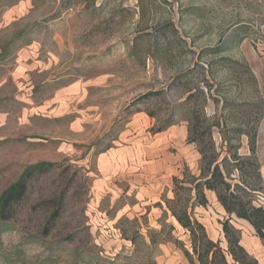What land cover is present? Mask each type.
<instances>
[{
	"label": "rangeland",
	"instance_id": "rangeland-1",
	"mask_svg": "<svg viewBox=\"0 0 264 264\" xmlns=\"http://www.w3.org/2000/svg\"><path fill=\"white\" fill-rule=\"evenodd\" d=\"M200 148L263 206L264 0H0V196L52 165L0 223V264H67L87 243L146 251L150 232L156 264H189L164 201L174 177L199 181ZM206 201L193 216L225 249L221 223L242 219Z\"/></svg>",
	"mask_w": 264,
	"mask_h": 264
},
{
	"label": "trees",
	"instance_id": "trees-1",
	"mask_svg": "<svg viewBox=\"0 0 264 264\" xmlns=\"http://www.w3.org/2000/svg\"><path fill=\"white\" fill-rule=\"evenodd\" d=\"M158 95L159 93H149L145 95V98L156 97ZM177 108L175 106L174 112H177ZM163 130L164 128L157 129L155 133ZM197 130L195 125L190 127L189 135L191 142H197ZM209 130L208 128L207 134L210 137L211 133ZM209 146L212 154L214 145L211 140H209ZM252 148L254 149V146ZM199 152L203 163L199 181L196 183L194 179L188 176H183L181 180L174 177L172 180L174 187L172 190L173 198L164 201L165 212H169L177 224L186 231L189 249H186L179 241H174V244L176 246L178 244V248L183 252L189 264H258L241 247L240 233L230 225L229 219L221 223L226 243V248L222 249L219 242L209 239L204 226L194 218V208L197 206L205 207L207 204L204 190L214 191L217 194L218 202L225 212L228 215L234 214L236 218L247 221L255 230L256 236L264 241L263 208L254 207L250 202H246L243 196H249V194L240 187L231 185L228 182L231 168L229 167L230 162L227 160V157L218 161L217 156L212 155L210 157V155H207L208 151L204 149L200 148ZM235 161L237 163L234 167L238 168L239 160L236 158ZM51 166L48 164H37L28 168L22 178L0 196V223L14 217L16 206L26 196L27 183L32 173H42ZM232 187L233 190H231ZM61 216V204H58L46 219L41 233L44 236L49 235L61 219ZM148 239L149 247L146 251L134 250L128 254L118 253L113 257L102 256V252L94 245L87 243L85 250L73 252L70 255L67 264H156L150 254V249L157 244L154 233L150 232ZM32 241L38 242L39 240L36 237ZM164 242L169 241H163L162 243Z\"/></svg>",
	"mask_w": 264,
	"mask_h": 264
},
{
	"label": "crops",
	"instance_id": "crops-1",
	"mask_svg": "<svg viewBox=\"0 0 264 264\" xmlns=\"http://www.w3.org/2000/svg\"><path fill=\"white\" fill-rule=\"evenodd\" d=\"M192 8H194V7H190V8H188V10H190ZM63 97L64 96H61V98H63ZM56 102H57V100H56ZM105 161L109 165H113L116 161L121 163L122 159L118 158L117 156H115L113 154H110L109 157L107 159H105ZM204 194H205V198L207 200H209V198H210V200L212 201V205H214V207H216V209L217 208L220 209L221 213L226 215L224 208L217 201V198L215 197L214 193L208 191ZM153 197H154V194L149 195V193L146 192L143 195H141L140 198H142V199L148 198L152 201H155ZM197 210H196V212H199ZM236 223H237V225H236V228H234V229L235 230L237 229V231L240 233V245H241V247L246 251V253L250 257L255 259L258 264H264V241H262L261 239H259L256 236L255 230L247 221L236 220ZM221 232H222V230H221ZM220 234L221 233L216 234V236L211 240H213V241L218 240Z\"/></svg>",
	"mask_w": 264,
	"mask_h": 264
},
{
	"label": "built area",
	"instance_id": "built-area-1",
	"mask_svg": "<svg viewBox=\"0 0 264 264\" xmlns=\"http://www.w3.org/2000/svg\"><path fill=\"white\" fill-rule=\"evenodd\" d=\"M263 204V206L262 205H259L258 207H262L263 208V211H264V203H262Z\"/></svg>",
	"mask_w": 264,
	"mask_h": 264
}]
</instances>
